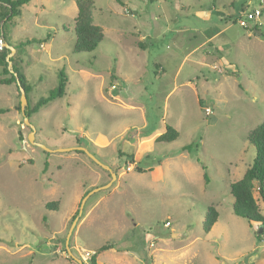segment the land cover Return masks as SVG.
Returning <instances> with one entry per match:
<instances>
[{"label":"rangeland","instance_id":"rangeland-1","mask_svg":"<svg viewBox=\"0 0 264 264\" xmlns=\"http://www.w3.org/2000/svg\"><path fill=\"white\" fill-rule=\"evenodd\" d=\"M89 1L103 32L91 53H73L76 0H30L5 27L13 49L25 45L11 57L30 108L60 72L67 84L28 118L33 143L19 91L0 84V264H264V235L233 215L229 193L255 157L247 136L264 120V0ZM258 8L259 33L237 24ZM192 27L200 33L182 31ZM212 30L222 33L191 52ZM165 126L178 132L174 142L148 141ZM94 189L69 256L72 218ZM209 207L219 218L205 233Z\"/></svg>","mask_w":264,"mask_h":264},{"label":"trees","instance_id":"trees-1","mask_svg":"<svg viewBox=\"0 0 264 264\" xmlns=\"http://www.w3.org/2000/svg\"><path fill=\"white\" fill-rule=\"evenodd\" d=\"M113 1L120 6H124L122 0ZM29 2L30 0H0V36L4 43V47L0 50V68L4 75H8L7 79L0 80V84L7 86L14 84L17 90H19V87L24 89L27 99L24 115L27 118L49 102L61 98L64 95L67 84L66 76L60 72L57 77L58 84L56 89L50 92L47 97L39 99L35 106L30 108L28 102L30 87L24 75L18 69L14 57L6 60L10 50L5 47V44L7 46H10V44L5 37V27L8 22H11L15 17L21 15V8ZM75 3L77 15L74 19L75 42L73 45V53H91L101 43L103 32L99 26L93 24L91 16L92 2L89 0H76ZM24 46V44H19L17 47H14V50L18 48L23 49ZM8 63H11V71L8 69ZM199 104L201 105L200 100ZM18 110L20 111V105ZM177 138L178 132L169 126H165L164 132L156 137L154 141L158 143H171ZM247 141L253 146L255 157L251 165L245 170L242 178L229 186V193L233 199L231 210L234 216L246 220L249 224H257L264 227V216L260 214V209L257 204L258 201L253 196V192L256 191L258 198L264 202V120L258 127L249 132ZM187 149L188 147H184L182 151H186ZM138 172H141V170L139 169ZM51 206H53V203L47 204L46 209H49ZM76 216L77 214H74L72 220ZM217 219L218 212L213 207H209L204 218L203 231L209 233L213 225L217 222ZM262 235H264V230L260 234H255L258 238ZM90 264H95L94 257H91Z\"/></svg>","mask_w":264,"mask_h":264},{"label":"water","instance_id":"water-1","mask_svg":"<svg viewBox=\"0 0 264 264\" xmlns=\"http://www.w3.org/2000/svg\"><path fill=\"white\" fill-rule=\"evenodd\" d=\"M5 47H7L10 50L9 55L6 58V60H8L12 56V54L14 53L15 50L11 46H7L6 44H5ZM8 69H9V71H11V63H8ZM18 89H19L18 91H19V94H20V112H21L22 117L24 119V124L29 126L28 118L25 117V115H24V109H25V107L27 105L26 95H25L24 89H22L21 87H19ZM29 128H30L29 141H30V143H33V138L32 137H33L34 130L30 126H29ZM70 150L71 149H61V150H57V151H59V152H64L65 151L66 152V151H70ZM79 150H81V149H79ZM81 151H83V150H81ZM48 152H50V151L48 150ZM83 152L85 153V151H83ZM91 158L94 159L92 156H91ZM102 167L109 172V174H110V176L112 178V180H111V182H112L115 179V175L107 167H105V166H102ZM111 182L108 185H106L105 187H103V188H108L111 185ZM97 191H98V189H94L93 191L87 193L80 201V204H79V207H78V214H77L78 216L75 217L74 220L72 221V223L70 225V228H69V231H68V233L66 235V239H65V249H66V252H67V254L69 256H71V252L69 250L68 243H69L70 236H71V234L73 232V229H74V227H75V225L77 223V220H78L79 216L82 213V210H83V207H84V204H85L86 200L88 199V197L90 195H92L93 193H95ZM262 231H263V227L259 226V229L257 230V233L260 234ZM77 262H78V264L82 263L80 260H78Z\"/></svg>","mask_w":264,"mask_h":264},{"label":"crops","instance_id":"crops-1","mask_svg":"<svg viewBox=\"0 0 264 264\" xmlns=\"http://www.w3.org/2000/svg\"><path fill=\"white\" fill-rule=\"evenodd\" d=\"M133 14H135V13H133ZM256 26H260V22H259V24L258 25H253L252 26V28H253V30H254V33L256 34V33H259L257 30H256ZM182 31H186V32H188V31H190V32H192V33H196V32H198V33H200V31L199 30H197L196 28H185V29H183ZM182 31H178V32H182ZM212 34L209 36V35H206L205 34V31L203 32V34H204V41L201 43V45L198 47V48H195V49H193L191 52H193V51H195L196 49H201L203 46H205L206 44H209V45H212V42H214L216 39H217V37L222 33V30H220V31H214V30H212ZM140 42L137 44V46H138V48H140V49H143V50H145V48H146V46H145V43H146V40H147V36L145 37V36H141L140 38ZM158 69H160V67L158 66ZM161 72H163V70L161 69ZM179 69L175 72V75H174V77L175 78H177V76H178V74H179ZM186 84H189V82H187ZM182 85H184V84H182ZM110 90H111V88H110ZM111 91H113V90H111ZM198 103H199V100H198ZM164 130H165V128H164ZM162 133L160 132V133H156V134H154L153 136H151L150 138H149V142H151V141H154L155 139H156V137H158L159 135H161ZM145 140H147V139H145ZM155 142V141H154ZM139 142H137V144H138ZM141 143V142H140ZM139 149H141V145L139 144V145H136V150H135V152H137ZM132 160H133V157H132ZM247 169V168H246ZM245 172V171H244ZM244 172H243V174H244ZM243 176V175H242ZM242 176H241V178H242ZM230 186V185H229ZM218 218H219V216H218ZM215 225V224H214ZM213 225V226H214ZM212 229V228H211Z\"/></svg>","mask_w":264,"mask_h":264},{"label":"built area","instance_id":"built-area-1","mask_svg":"<svg viewBox=\"0 0 264 264\" xmlns=\"http://www.w3.org/2000/svg\"><path fill=\"white\" fill-rule=\"evenodd\" d=\"M260 16H261V8H258V9H254L252 11L245 12L242 16L239 17V19L236 22L241 28L245 29L248 27V23H252L253 25H258L259 24L258 20H259ZM2 47H4V43L2 41V37L0 36V49ZM40 47H42V45H40ZM110 88H111V90L116 89V87L114 85L111 86ZM203 110H204L205 115L208 116L211 114L210 107H205Z\"/></svg>","mask_w":264,"mask_h":264}]
</instances>
